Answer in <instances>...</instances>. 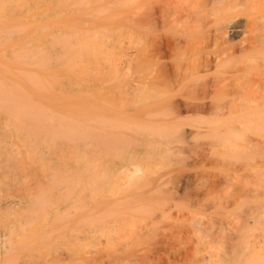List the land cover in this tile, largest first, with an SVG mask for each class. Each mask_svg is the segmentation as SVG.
<instances>
[{"label": "rangeland", "instance_id": "1", "mask_svg": "<svg viewBox=\"0 0 264 264\" xmlns=\"http://www.w3.org/2000/svg\"><path fill=\"white\" fill-rule=\"evenodd\" d=\"M1 1L0 28L21 29L0 38V78L7 80L0 83L24 94L30 110L44 109L46 115L56 112L60 119L79 118L86 103L93 110L100 94L97 82H124L129 45L127 0ZM237 30L231 29L230 35H237ZM34 50H43L48 59L49 70L42 77L45 82L24 80L16 70L23 67L16 56ZM66 56L69 61L61 63ZM35 83L44 88L36 92ZM112 84L114 98L125 103L128 96L119 84ZM0 114V243L8 244L0 264H224L222 255L233 244L235 253L248 245L249 256L244 261L234 257L228 264H264V215L256 225L251 218V209L263 204L264 197L249 192L256 184L264 190L256 178L264 170V159L258 158V167L251 169L243 161L225 158L223 148L213 145L211 137L197 135L196 130L205 131L208 122L218 120L214 116L182 118L188 140L174 144L176 152L166 159L147 164L148 176L161 174L165 181V193L147 204L148 213L135 212L137 205H143L137 202L100 205L102 193L93 184L92 171L83 178V188H76L74 201L66 207L65 222H56L62 214L59 211L50 221L18 224L20 217L13 214L12 204L48 174L67 171L80 177V152L63 141L44 143L20 133L6 125L5 113ZM243 133L247 139H264L257 131ZM93 210L106 222L116 220L110 236L84 234L87 227L82 224V213ZM110 210L118 212L106 216ZM235 232L234 241L228 240Z\"/></svg>", "mask_w": 264, "mask_h": 264}, {"label": "bare ground", "instance_id": "2", "mask_svg": "<svg viewBox=\"0 0 264 264\" xmlns=\"http://www.w3.org/2000/svg\"><path fill=\"white\" fill-rule=\"evenodd\" d=\"M127 5L129 45L124 82H97L100 94L92 111L86 103L79 118L60 119L51 111L46 115L44 109L30 110L24 94L0 83V112L8 118L6 125L44 143L63 141L80 152V177L67 171L48 174L12 204L13 214L20 217L18 224L50 221L59 211L61 216L54 219L65 222L66 207L74 201L76 188H83V178L92 171L93 184L102 193L100 205L118 207L124 201L137 202L143 205H137L135 212L148 213L147 204L165 193V181L161 174L148 176L147 164L166 159L176 152L174 144L188 140L190 134L182 118H217L196 134L211 137L228 160L243 161L253 169L258 167V158L264 159V139H247L243 133L251 130L264 134V0H127ZM18 29L0 28V38ZM231 29H239V33L230 35ZM42 51L16 56L23 65L16 69L22 79L45 82L42 77L49 69ZM61 60L65 63L69 58ZM5 80L0 78V82ZM112 83L119 84L128 96L125 103L114 98ZM34 86L36 92L44 88L36 83ZM48 121L57 126L48 125ZM261 172L256 178L264 185V170ZM259 188L256 184L249 192L256 198L264 197V190ZM117 212L110 210L105 215ZM99 213H82L85 235L98 237L97 233L105 232L110 236L116 230V220L106 222ZM251 214L253 225L260 223L264 203L254 206ZM236 237L235 232L227 239L234 241ZM7 249L6 241H1L0 255ZM248 251V245H244L235 253L234 244L230 245L222 255L223 263L234 257L244 261Z\"/></svg>", "mask_w": 264, "mask_h": 264}]
</instances>
